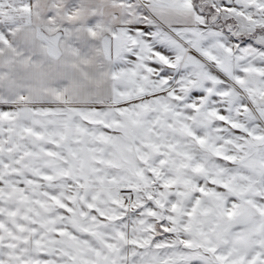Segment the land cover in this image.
Here are the masks:
<instances>
[{"label": "snow or ice", "instance_id": "6c2138e0", "mask_svg": "<svg viewBox=\"0 0 264 264\" xmlns=\"http://www.w3.org/2000/svg\"><path fill=\"white\" fill-rule=\"evenodd\" d=\"M0 264H264V0H0Z\"/></svg>", "mask_w": 264, "mask_h": 264}]
</instances>
